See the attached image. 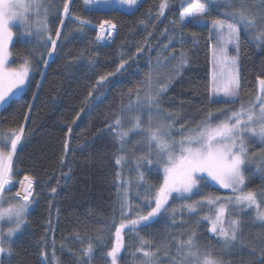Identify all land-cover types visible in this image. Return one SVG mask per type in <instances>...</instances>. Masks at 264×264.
<instances>
[{"label":"trees","instance_id":"1","mask_svg":"<svg viewBox=\"0 0 264 264\" xmlns=\"http://www.w3.org/2000/svg\"><path fill=\"white\" fill-rule=\"evenodd\" d=\"M160 2L138 0L134 6L118 2L108 10L89 11L85 8L84 0H73L69 5L72 17L80 16L88 20L90 27L80 33L72 20L65 21L61 31L63 44L61 46V42H57V53L44 69L46 79L31 112H28L26 105L33 102L32 93L40 81L43 64L39 54L35 60L37 70L30 76L32 87L17 103L0 111V133L9 129L18 130L21 125L25 129L24 141L18 147V161L14 158L13 181L16 184L13 192L17 191L19 181L25 175L34 179L33 209L26 228L11 246L13 254L2 258L9 264H111L106 253L115 243V228L121 222L118 200L123 195V188L120 185L123 183L127 186L130 201L138 203L135 199L138 179L132 169L137 159L147 153V146L143 144L142 136L130 134L121 150L115 133L109 132L108 127L114 125L116 118L124 123L129 105L136 101L137 95L141 97L145 94L140 82L150 71L160 81H166L173 64L150 69L149 58L155 66L157 58L163 62L173 53L184 52L187 55L188 63L162 97L160 108L179 116V123H185L188 127L195 128L209 111L218 115L219 109H238L241 102L247 104L255 98L257 77H264V46L257 48L242 29L240 99L234 105L209 104L212 56V44L208 39L210 21L226 19L224 6L209 5V22H189L185 23L184 29H180L172 22H179L182 0H170L169 8L157 20ZM53 3L60 6V12L49 17L55 38V28L62 27L59 16L62 14L63 0H53ZM248 3L256 5V0H248ZM104 21L116 25V31L112 34L113 43L96 42L99 25ZM141 21L145 24H141ZM17 30L14 28L15 32ZM181 35L184 40L182 46L177 43ZM170 39L173 43L164 51ZM145 40L147 43H144ZM137 45L143 46L145 51L137 53ZM27 48V39L16 37L11 49L12 66L19 63L18 54H26ZM130 56H138V59L135 62L130 60L125 66L126 71L110 77L104 87L97 86L100 75L114 72L121 58L128 59ZM43 58H47L46 52ZM69 64L71 67H68ZM90 91L92 97H88ZM25 113L28 114L27 120L24 119ZM69 127L71 133H68ZM65 140L68 142L67 154L64 150ZM120 156L124 157V162L117 165L115 161ZM246 171H254V166L247 167ZM62 173L68 174L67 178ZM145 179L155 183L154 177L148 173H145ZM246 183V190L258 191L264 179L259 174H253ZM53 187H57L56 194L51 193ZM202 192L220 197L232 194L213 186L202 187ZM199 199L201 196L196 195L192 200L170 201V204L178 207ZM114 208L117 211L114 212ZM214 210L213 206L205 205L191 216L186 210H178L176 223L170 218L160 219L148 227H141L138 233L126 228L123 232L124 248L118 264H141L143 253L137 251L141 238L150 241L145 250L160 249L156 253V258L162 259L160 264H173L181 258L176 255L175 242L186 241L193 232L201 250L211 252L213 258H220L225 264H250L254 259L252 249L255 248V255H259V250L264 248V222L255 219L253 211L238 215L231 209L230 218L240 219L242 223L237 242L230 249H225L223 240L207 230L209 222L202 221L196 226L197 220L212 215ZM166 236L175 238L169 241L167 248L163 246ZM89 244L93 248L90 259L83 255V249Z\"/></svg>","mask_w":264,"mask_h":264},{"label":"snow or ice","instance_id":"2","mask_svg":"<svg viewBox=\"0 0 264 264\" xmlns=\"http://www.w3.org/2000/svg\"><path fill=\"white\" fill-rule=\"evenodd\" d=\"M71 2L72 0H63L59 24L64 26L65 21L70 19L75 23L76 31L83 33L87 27H90V22L80 16L72 17L69 8ZM93 2L94 0H84L86 6ZM95 2L98 3L100 0ZM118 2L134 6L138 0H118ZM211 4L223 5L226 19L210 21L208 39L212 44L213 72L208 85V103L234 105L238 102L242 89L239 64L242 46L241 30L243 29L249 41L257 48L264 46V0H256V5L248 3V0H186V3L182 0L179 22L172 23L184 29L186 21L209 22ZM169 6L170 0H161L157 20L164 15L165 9ZM57 12H60V6L53 3V0H0V109L17 103L32 87L30 73L37 70L35 60L39 54L43 64V68L40 69V81L36 83V91L32 93L33 102L26 105L28 112L34 109V101L39 98V91L43 88L46 79L44 69L50 65L54 53H57V42L60 41L61 46L63 44L61 28H55V38H53L49 21V17ZM140 23L145 24L144 21ZM14 27L18 29L17 32L13 31ZM115 31L116 25L111 21L102 22L99 25L96 42L113 43L112 34ZM148 35L151 36L152 33L149 32ZM192 35L195 36V33ZM64 36L66 38L67 34L65 33ZM14 37L27 38L28 48L26 54H18L19 63L12 66L9 63L13 58L10 46ZM144 43L147 41L145 40ZM172 43L170 39L164 46V51H167ZM177 43L183 45V35ZM233 50L234 54H232ZM144 51L143 46L137 45V53ZM45 52L47 58H43ZM159 55L158 53V57ZM136 59L138 56H130L128 59L122 57L121 63L114 72L98 77L97 86L104 87L110 77L126 71L125 66L129 61L135 62ZM169 63H172L173 67L166 81H160L150 71L140 82L145 88V94L143 100L137 95L136 107L141 110L147 109L148 127L142 128L139 117L129 122L131 126L126 131L119 130L122 125L120 118H116L114 125L108 127L109 132L115 133L121 150L127 143L126 138L133 133L141 135L143 144L147 146V153L137 159L132 169L138 179L135 184V199L138 203L133 204L129 199V189L123 183L120 185L123 188V195L118 200L121 222L115 228V243L106 253L111 264H118L119 255L124 248L122 233L126 228L138 233L141 227H148L160 219L170 218L176 223L178 210L180 212L186 210L191 216L197 213L198 208L205 205L213 206L215 209L213 214L197 220L196 226L202 221L209 222L210 227L207 230L223 240L225 249H230L237 242V233L242 223L240 219H227L230 206L237 214L254 209L255 219L264 222V183L260 185L258 191L246 190V182L251 175L259 174L264 179V77H257L258 90L254 100L247 104L241 102L238 109L232 107L219 109L218 115L209 111L195 128H191L185 123H179V116L166 113L160 108L162 97L167 93L173 80L182 74L188 58L184 52L173 53L163 62L157 58L155 66L151 64L149 58L150 69L165 67ZM68 67H71V64ZM92 95L90 91L88 97ZM220 97H223V100H220ZM131 107L129 105V108ZM220 116L224 118L221 119ZM24 119H28L27 113ZM71 131L69 127L68 133ZM24 138L23 125L18 130L9 129L0 133V222H3L0 224V257L13 254L12 238L25 225L33 200L34 179L28 175L19 181L21 191H16L11 197L4 196L9 190L7 186L14 184V158L18 161V147L22 145ZM253 138L260 145L257 151L249 150ZM64 150L67 154V140L64 143ZM123 162V156L115 161L117 165ZM251 166H254V171H246V167ZM145 173L152 175L155 183H149L145 179ZM62 175L67 178L68 174L62 173ZM58 186L59 182H57ZM207 186L230 189L232 194L225 197L204 194L202 187ZM57 187L51 188V193L56 194ZM141 188L143 191H140ZM196 195H200L201 199L182 203L178 207L170 204V201L192 200ZM4 203H7L8 207H3ZM113 211L117 209L114 208ZM3 224L11 226L5 231ZM174 239L166 236L163 246L167 248L169 241ZM149 244L150 241L140 239V247L137 251L143 253L144 259L141 264H159L156 253L160 249L145 250V246ZM175 247L177 257L182 259L175 260L173 264H225L222 259L213 258L211 252L201 250V246L195 242L194 232L186 241L177 240ZM256 252L257 250L253 248L254 259L250 264H264V248L259 250V255H255ZM92 253L91 244L83 249V255L89 259ZM41 255L45 254L42 252ZM53 259H55L54 251ZM0 264H9V262L0 258Z\"/></svg>","mask_w":264,"mask_h":264},{"label":"rangeland","instance_id":"3","mask_svg":"<svg viewBox=\"0 0 264 264\" xmlns=\"http://www.w3.org/2000/svg\"><path fill=\"white\" fill-rule=\"evenodd\" d=\"M73 1V0H72ZM116 4H118V0H107V2H105V0H100V2H95V0H94V2L93 3H91L90 5H85V8L87 9V10H89V11H94V10H108V9H111L113 6H115ZM258 6V5H257ZM189 22H191V21H186L185 23H189ZM202 24H205L206 22H201ZM14 28H16V27H14ZM13 31H14V29H13ZM242 31V30H241ZM15 32V31H14ZM25 39H27V38H24L23 40H25ZM15 41H16V37H14V41H13V44L15 43ZM13 44L10 46V49H12V46H13ZM212 54V53H211ZM232 54H234V50H233V52H232ZM11 61H12V59L10 60V64H11ZM239 64H240V62H239ZM212 72H213V63H212V56H211V77H212ZM30 76H31V73H30ZM143 97H144V95H142L140 98H141V100H143ZM240 99V98H239ZM220 100H223V97H220ZM254 100V99H253ZM239 101V100H238ZM136 103H137V99H136V101H134L133 102V104L131 105L132 107L129 109V112L127 113V115H126V119H125V121H124V123L121 125V127H120V130L121 131H126L130 126H131V124L129 123L130 121H133L134 120V118L135 117H139L140 118V120L142 121V128H147L148 127V124H147V122H146V120H147V116H146V113H147V109L145 108V109H143V110H141V109H138L137 107H136ZM225 104V103H224ZM2 109H0V111H1ZM221 117H223V116H221ZM153 123H155V121H153ZM133 134H135V133H133ZM138 135V134H137ZM140 137H141V135H140ZM177 139H179V137H176ZM143 141V140H142ZM258 147H260V145H259V142L255 139V138H253L252 139V141H251V143H250V148H249V150L250 151H257L259 148ZM247 168V167H246ZM15 182H14V184L13 185H10V186H7L8 187V191H6L5 193H4V196L5 197H11V196H13L14 195V192H13V190H14V188H15ZM127 187V186H126ZM216 188H218V189H220V190H222V191H224V192H228V193H231V190L230 189H221V188H219L218 186H215ZM20 190V185L18 184V189H17V191H19ZM33 196H34V188H33ZM33 200H34V198H33ZM33 200H32V203H31V206H30V208H29V211H28V213H27V216H26V223H25V225L23 226V228L12 238V243H11V246L14 244V242L23 234V232H24V230H25V228H26V225H27V220H28V216H29V214H30V212H31V210L33 209ZM14 202V201H13ZM3 207H8V204L7 203H4L3 204ZM231 207H230V209H229V213H228V217H227V219H231L230 217H231V215H230V212H231ZM246 211H253L254 212V214H255V210L254 209H251V210H246ZM245 211V212H246ZM235 212V211H234ZM236 213V212H235ZM241 214V213H240ZM239 215V214H238ZM233 219V218H232ZM234 219H237V218H235L234 217ZM259 221V220H258ZM227 222V221H226ZM3 222H0V224H2ZM9 226H11V225H8V224H3V227H4V230L6 231L7 230V227H9ZM125 231V230H124ZM123 231V232H124ZM240 231V230H239ZM239 233V232H238ZM237 233V234H238ZM122 235H123V233H122ZM122 252H123V249H122V251H121V253H120V255H119V257L121 256V254H122ZM4 256H7L6 254L4 255ZM3 256V257H4ZM3 257H0V258H3ZM180 259H182V257L180 258ZM161 258H158V261H159V264H160V262H161ZM118 261H119V258H118Z\"/></svg>","mask_w":264,"mask_h":264},{"label":"water","instance_id":"4","mask_svg":"<svg viewBox=\"0 0 264 264\" xmlns=\"http://www.w3.org/2000/svg\"><path fill=\"white\" fill-rule=\"evenodd\" d=\"M62 28H63V26L61 27V31H62Z\"/></svg>","mask_w":264,"mask_h":264}]
</instances>
